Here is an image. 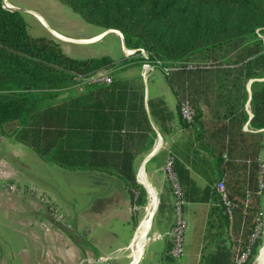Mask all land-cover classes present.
Wrapping results in <instances>:
<instances>
[{
    "label": "trees",
    "instance_id": "trees-1",
    "mask_svg": "<svg viewBox=\"0 0 264 264\" xmlns=\"http://www.w3.org/2000/svg\"><path fill=\"white\" fill-rule=\"evenodd\" d=\"M59 1L89 24L117 29L124 45L136 49L129 58L133 63L148 59L166 77L176 73L181 81L200 76L198 88L186 92L195 111L192 121L182 120L179 103L177 116L190 131L185 146L196 160L211 166L214 184L196 188L184 163L172 159L184 199L209 203L198 264H234L246 246L249 253L242 264H251L261 243V234L249 240L255 218L261 217L256 158L261 144L259 133L248 140L241 127L247 119L244 82L264 76V0ZM203 56L213 64L196 60ZM122 59L71 56L53 37L28 32L20 11L0 0V135L61 168L112 177L131 202L143 204L145 191L135 180L132 160L150 125L138 82L111 72L108 83H84L80 91L54 99L56 89L75 82L77 75L112 71L127 61ZM207 89L214 94L215 108L205 121L195 94ZM249 106L248 123L264 127V78L250 82ZM219 180L231 204L230 218L215 188Z\"/></svg>",
    "mask_w": 264,
    "mask_h": 264
},
{
    "label": "crops",
    "instance_id": "crops-1",
    "mask_svg": "<svg viewBox=\"0 0 264 264\" xmlns=\"http://www.w3.org/2000/svg\"><path fill=\"white\" fill-rule=\"evenodd\" d=\"M2 1L5 2L6 7L21 9L19 0ZM25 9L30 10L36 20L39 19L43 22L38 10L29 7ZM94 27V31L88 34L83 32L84 34L78 36L61 32L55 28L50 29L57 32L61 40H77L83 43L94 42L106 33L117 34L122 55L116 61L119 62L123 60L122 58H127L125 59L127 61L123 65L115 67L111 72H114L116 77L126 79L129 82H138L143 107L150 125V129L148 128L144 132L145 138H141L136 144L137 148L135 147L132 160L135 180L145 191V201L143 204L131 202L121 183L112 177L94 170L75 169L83 173L88 172L87 174L92 176L97 192L91 196L88 204L82 203L81 208L73 212V216H71L75 228V232H73L65 227L66 222L70 221V217L67 218L66 216L70 213L65 211L64 213L67 214H62V200L56 190H52L47 185L46 174L43 175L50 172L48 169L52 165L55 168L53 170L59 174L62 172L61 170L65 169L38 157L11 136H6L5 139L3 135H0V149L2 141L10 139L16 143V146L22 147L26 151L25 154L20 152L15 153L17 155L12 154L13 159L21 161L22 164L25 163V160L27 161L26 169L22 168L23 166L11 165L7 171L17 178V182L25 181V184L28 183L29 186L42 192L47 201L46 203L42 202L45 205L40 202L37 203L35 200L31 201V205H28L27 202L15 205L13 201L11 203L6 201V198L0 194V240L4 242V238H6L4 235H8L12 240L20 239L18 245L12 243V240L7 239L5 241L6 249L9 248L12 251V247L16 248L15 251L11 252L13 257L10 258L9 264H139L141 260H144V264H198L201 248L204 244L203 234L208 218L209 203L185 200L182 209L186 220V247L183 250L182 246L181 254L174 259L168 253L171 241L167 234L173 221L172 194L163 170V164L166 157L170 155L172 159L175 157L184 163L196 188L201 190L207 185L214 184L211 166L196 160V157L189 153L190 148L185 146L186 141L191 138L190 131L188 127L180 125L177 116L176 104L182 100H188L186 98L187 90L194 91L197 89L201 78L199 75H190L181 81L176 73L166 74L168 76L166 77L161 68H158V71L150 69L142 74L140 72L141 63L137 65L133 63L132 59H129L135 54L128 52L129 48L124 45L121 33L117 29L101 28L99 30L97 29L98 26L94 25ZM45 35L48 34L45 33ZM84 35L90 36L86 39L81 38L85 37ZM106 54L108 55L107 51ZM132 64L139 67L137 74L131 73ZM147 79H149L150 86H147ZM254 79L248 80L251 82ZM248 85L250 87V83L244 87L246 99L243 106L247 119L243 122L241 129L246 131L248 140H250V134H255V136L260 134L261 145L256 158L263 160L264 127L254 128L248 123L251 116L250 88ZM214 101V94L211 90L198 91L195 94V103L201 108L205 121L211 118L210 113L215 108ZM148 138L151 139L150 144L146 143ZM255 140H257L256 137ZM196 142L193 141L190 147H195ZM0 152V155H3V152ZM2 155V160L8 163ZM258 162L260 163V160ZM24 176L26 179H22L25 178ZM152 199L155 202L149 224L144 230L141 241L138 242V232L146 213L137 224L136 221L139 220L137 215L140 211L136 212V209L138 210L140 207L147 209ZM260 200L261 217L259 220L261 222L264 218L263 189ZM14 207L17 209L13 215ZM4 211L13 212L11 220L5 218ZM152 223H154V229L148 236L147 232L151 229ZM145 233L146 237H144ZM262 237V243L258 246L254 256L256 260L257 256L262 253L260 264H264V249L261 252L264 245V231ZM147 243L151 244V248L146 246ZM236 248L237 246L232 245V250ZM145 252L147 253L144 256Z\"/></svg>",
    "mask_w": 264,
    "mask_h": 264
},
{
    "label": "rangeland",
    "instance_id": "rangeland-1",
    "mask_svg": "<svg viewBox=\"0 0 264 264\" xmlns=\"http://www.w3.org/2000/svg\"><path fill=\"white\" fill-rule=\"evenodd\" d=\"M8 1H13V0H8ZM20 2V13L22 14L26 27L28 32L31 34H48L49 36L53 37L58 44H61L62 49L69 55L77 57V58H82V57H87V56H99L102 54H106V51L108 52V55L112 57L114 60H118L121 58L122 52L120 49L119 45V40L117 38V34L113 33H106L102 38L90 42V43H83L79 42L77 40L75 41H64L59 38L57 32H55L53 29L50 28H55L57 30H60L61 32H65L67 34H72V35H81L84 34L83 32H86L88 34L89 32L94 31V25L89 24L85 22L75 11H73L69 6L66 4L60 2L59 0H19ZM34 8L38 10L40 13V16L43 19V22L41 20H36L30 10H27L25 8ZM101 30V28H97ZM85 37L81 38H89L86 35ZM100 36V35H99ZM98 38V37H97ZM79 39V38H78ZM96 39V38H93ZM89 39V40H93ZM196 60L200 61L202 65L208 66L210 64H213V60L211 57H199L196 58ZM158 66L154 65L152 69H155L158 71ZM131 73L137 74L139 67L136 66L135 64H132L130 67ZM154 70V71H155ZM142 71V68L140 66V72ZM264 76L262 77H255L257 80L263 79ZM250 83L249 80H246L244 82V87L247 86V84ZM147 86H150L149 79H147ZM249 87V85H248ZM250 88V87H249ZM211 90V89H210ZM76 91V84L74 82H66L65 85L60 87L59 89H56V96L55 100L59 101L62 99V97L66 96L69 93L75 92ZM212 91V90H211ZM3 137L6 139V135ZM23 146V145H22ZM0 151L3 152V157L8 161V163H5L4 160H2V157L0 155V194L1 196L5 197L6 201H10V203L13 201L15 205L17 204H23L22 202L26 203L28 205H31V201L35 200L40 202L42 205L44 203L42 202H47L45 195L42 194V192L36 190L35 188L31 187L27 184H25V181H19L17 182V178L15 176L10 175L11 173L7 171L8 167L12 166H20L24 169H26V163L27 161L25 160V163L22 164L21 161L13 159L12 154L15 153H23L25 154L26 151L22 147L16 146V143L12 140L8 141H2L1 149ZM1 153V152H0ZM17 155V154H15ZM19 156V155H18ZM263 163L264 165V159H258L259 161ZM259 164V162H258ZM53 169L54 166L52 165L50 169H48L50 172L49 173H44L43 175L45 176V179L47 180V185L52 188V190H56L57 194H59V198L62 200L63 203V213L62 214H67L66 217H70V223L66 222L65 227L67 229L72 230L75 232L74 225L72 223V217L73 212L76 209H80L82 206V203L88 204V202L91 200V196L97 192L96 189V184L93 182V178L91 175L87 174L88 172H79L80 170H61L62 172L57 173ZM259 171V168L257 170V173ZM263 172V180H264V167L262 168ZM258 175V174H257ZM26 179V176H24ZM21 179V178H20ZM264 183V182H263ZM56 194V193H55ZM45 205V204H44ZM15 209V210H14ZM16 207L13 208L14 213L16 212ZM54 210V209H52ZM51 210V211H52ZM145 208H138L136 209V212H138L137 217L139 218L137 224L141 220V218L145 214ZM155 210V209H154ZM67 213H64V212ZM5 218H8L11 220L12 213L11 211H4L3 212ZM264 214V213H263ZM58 215V214H57ZM69 216V217H68ZM264 216V215H263ZM261 228H260V234L263 235L264 231V218L260 222ZM154 229V223H152L151 229L148 230L147 235L150 236ZM186 232L184 230L183 233V250L186 247V238H185ZM262 235H261V240H262ZM6 238L3 240H0V263H10V258L12 259L11 252L15 251V247H12V251L7 248L5 245V241L7 239L11 241L12 239L8 235H4ZM146 237V233L145 236ZM20 240V239H19ZM18 239H13L12 243L15 245L20 244V241ZM262 243V241H261ZM5 245V246H4ZM151 244L147 243V247H150ZM3 247V248H2ZM17 247V246H16ZM264 249V245L262 247L261 252ZM17 252V250H16ZM147 252L144 253V256L146 255ZM261 254V253H260ZM179 256V255H178ZM178 256H173L175 259ZM258 257V256H257ZM253 262L255 259L253 258ZM252 262V264H253ZM139 264H144V260H141Z\"/></svg>",
    "mask_w": 264,
    "mask_h": 264
},
{
    "label": "built area",
    "instance_id": "built-area-1",
    "mask_svg": "<svg viewBox=\"0 0 264 264\" xmlns=\"http://www.w3.org/2000/svg\"><path fill=\"white\" fill-rule=\"evenodd\" d=\"M3 2V5H5V2ZM136 51L135 48H129L128 52L134 53ZM139 54H141L144 58H147V52L140 48L138 49ZM141 73L144 74L148 70L152 69L154 64L150 62L148 59H145L141 62ZM111 69H99L93 73H90L88 75H77L75 77V84H76V90L80 91L83 87L84 83H108L111 79ZM178 111L180 114V117L185 122H191L193 115L195 113L193 106L190 104L188 100H182L179 102L178 105ZM259 171L257 175V181L258 185L261 187V189L264 190V180H263V172L262 168L264 167L263 163L260 162L258 164ZM163 170L165 172L166 178L169 183V187L172 194V210H173V221L171 223V226L169 227L167 234L170 238L171 245L169 247L168 253L171 256H178L182 252V246H183V233L186 227V220L183 215V204L185 202L184 196H183V190L182 187L178 181L177 175L173 169L172 165V157L168 155L165 159V162L163 164ZM215 188L219 192L221 199L224 204L225 211L228 213L229 218L230 216V201L226 197V193L224 190V183L222 180H219L215 183ZM256 222L252 228V233L250 235L249 240L255 236H257L260 232V220L258 217L255 218ZM249 253V247L246 246L244 250H242L239 254H237L234 258V264H242L243 261L246 259L247 255Z\"/></svg>",
    "mask_w": 264,
    "mask_h": 264
},
{
    "label": "bare ground",
    "instance_id": "bare-ground-1",
    "mask_svg": "<svg viewBox=\"0 0 264 264\" xmlns=\"http://www.w3.org/2000/svg\"><path fill=\"white\" fill-rule=\"evenodd\" d=\"M154 202L155 200L152 199L146 209V215L143 217L142 219V223H141V227H140V231L138 232V236H137V241L140 242L142 237H143V234H144V230L145 228H147L148 224H149V220H150V217H151V214H152V210H153V206H154ZM137 229V228H136ZM137 242V243H138ZM263 247V246H262ZM136 250V249H135ZM262 250V249H261ZM261 256H262V253L260 255H258V257L256 258L255 260V264H260L261 263Z\"/></svg>",
    "mask_w": 264,
    "mask_h": 264
},
{
    "label": "water",
    "instance_id": "water-1",
    "mask_svg": "<svg viewBox=\"0 0 264 264\" xmlns=\"http://www.w3.org/2000/svg\"><path fill=\"white\" fill-rule=\"evenodd\" d=\"M8 8H10V7H8ZM11 9H13V8H11Z\"/></svg>",
    "mask_w": 264,
    "mask_h": 264
}]
</instances>
